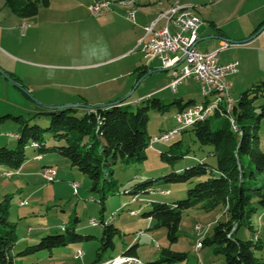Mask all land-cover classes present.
Segmentation results:
<instances>
[{
    "label": "trees",
    "instance_id": "obj_1",
    "mask_svg": "<svg viewBox=\"0 0 264 264\" xmlns=\"http://www.w3.org/2000/svg\"><path fill=\"white\" fill-rule=\"evenodd\" d=\"M0 2L2 7L8 8L19 18L31 19L41 8H47L51 0ZM263 26L264 22L253 35ZM145 74L147 70L140 72L141 77ZM146 102V105L139 106L136 111H132L129 105L121 104L107 108L96 107L85 110L83 114L80 109L70 108L39 112L29 119L3 116L0 123L12 119L18 125L19 136L14 149L0 147V167L8 169V173L20 171L28 160V148L35 149L40 157L56 153L67 159L71 167L87 175L92 182V191L98 192L101 183L110 180L114 175V167L118 163H143L148 159L146 152L154 138L147 130L149 112L154 109L163 114L169 105H164L157 98L148 99ZM194 103L196 102L190 101L183 104L179 101L177 114ZM232 110L230 112L223 106L207 120L182 131L191 130L197 142L212 147L210 155L215 158V165L210 166L199 161L193 167L163 177L166 184L197 183L188 190L184 200L172 204L152 202L151 211L144 218L152 221L149 231L165 228L169 244L174 245L178 242V232L185 211L196 207L209 211L223 205L228 219L214 227L212 235L202 241L201 248L211 247L216 256L224 258L223 264H264V258L257 256V252L262 251L264 246L253 224L254 216L259 210H264V151L260 140L264 119V80L254 84L239 100H234ZM41 117L50 119L47 129L30 124L33 119ZM45 133L51 135L50 140L46 139ZM171 153H161V159L172 161L175 156ZM185 156L187 154L182 157ZM245 158L249 161L245 162ZM48 167L52 168L46 166ZM153 183L150 181L138 184L128 194L133 195L135 200L139 194L157 191L154 190ZM11 199V196H6L0 202V264H17L18 257L37 255L43 251H48L52 257L55 249L94 239L92 236L79 235L76 228L69 229L66 226L64 230L69 232L71 239L63 235H48L41 238L37 245L15 253L18 226L10 221ZM106 199L104 194L99 202L103 215L106 211ZM111 222L106 223L104 216L101 220L104 230L94 264L107 261L108 259H103V253L114 250L115 239L122 236V231ZM241 226L247 227L255 238L247 241L236 238L235 233ZM122 255L139 258L138 244L128 246ZM185 260V253L163 248L160 258L148 264H179Z\"/></svg>",
    "mask_w": 264,
    "mask_h": 264
},
{
    "label": "crops",
    "instance_id": "obj_2",
    "mask_svg": "<svg viewBox=\"0 0 264 264\" xmlns=\"http://www.w3.org/2000/svg\"><path fill=\"white\" fill-rule=\"evenodd\" d=\"M120 1H110L109 10L94 16L89 7L95 0H51L31 19L19 18L0 2V118L10 115L29 119L54 105L72 104L83 114L96 107L127 104L154 72L171 71L162 68L158 60L148 63L141 41L144 27L175 1L193 7L195 16L202 19L197 50L213 52L222 42H242L219 53V63L240 64L239 73L228 78L231 90L264 80V29L251 39L264 22V0H256L257 5L253 0H132L133 6L121 5ZM241 5L245 7L242 13ZM132 7L136 10L135 22L127 19ZM164 25L161 21L156 29ZM231 49L232 55L223 56ZM142 70H147L143 77ZM171 80L172 72L161 85L150 87L132 102L165 91ZM51 85L56 95L49 94ZM9 121L15 123L12 119L0 123V128L5 126L0 147L18 139V125L6 126ZM6 130L12 133L8 136ZM37 157L35 160H43ZM28 163L20 169V175H24Z\"/></svg>",
    "mask_w": 264,
    "mask_h": 264
},
{
    "label": "rangeland",
    "instance_id": "obj_3",
    "mask_svg": "<svg viewBox=\"0 0 264 264\" xmlns=\"http://www.w3.org/2000/svg\"><path fill=\"white\" fill-rule=\"evenodd\" d=\"M253 2L255 5L258 4L256 0ZM244 9L245 7L241 5L239 12H244ZM198 17L202 22L201 17ZM202 43L204 42L200 44ZM232 43L237 44V41ZM233 53L234 50L231 49L226 51L223 56H230ZM159 70L149 76L141 89L130 98L131 100L127 104H124V106L129 105L132 111H136L141 105H146V100L154 98L161 100L164 105H169L163 114L154 109L149 112L150 120L147 130L154 138L158 137L164 130L167 132L177 127L176 115L179 101L183 104L190 101L197 103L206 101L202 94L201 85L189 80L179 86L177 93L166 89L157 95L143 97L140 103L132 102L141 93L150 90L149 88L154 85H161L164 79L171 76V71ZM254 84H243L233 88L231 90L233 99L239 100L242 94ZM55 90L52 85L49 86V94L56 95ZM59 97L62 95L59 94ZM68 105L71 106L72 104L54 105L49 106V108ZM30 124L47 129L50 125V119L41 117L33 119ZM6 126L17 128V125L12 121H9ZM4 127L0 128V133ZM15 130L17 132V129ZM4 133L9 136V133L12 132L6 130ZM45 137L50 140L51 135L45 133ZM260 140L264 151V119L261 124ZM17 144L18 141L15 139V143L7 147L14 149ZM212 151V147L203 146L197 142L191 130L182 132L169 142L156 143L150 147L146 152L148 159L143 163H118L114 167V175L110 177V180L103 181L100 191L94 192L89 177L77 168L71 167L64 157L56 153H49L43 157V160L37 161L35 157L38 156L37 159H40L37 151L28 148L26 154L29 163L24 175L14 174L9 178L4 175L9 170L0 167V202L6 196L12 197L10 221L18 226V242L15 253L37 245L41 238L48 235H63L67 239H71L69 232L62 229L64 224L69 229L76 228L77 234L92 236L94 239L70 243L66 247L55 249L52 257L48 251L23 258L18 257L17 264H94L97 252L101 247L104 230V226L101 224L103 216L106 223L112 221L111 224L122 231V236L115 239V249L103 253L104 260L116 258L118 255L122 256L128 246L137 242L136 235L140 234L137 243L138 257L143 263L148 264L157 261L160 258L161 249L169 248L174 252L187 255V260L179 264H223L224 258L216 256L211 247L198 248V243H202L205 238L210 237L218 223L228 219L223 205L209 211L201 207L185 211L178 232V242L174 245L169 244L165 228L149 231L148 228L152 221L144 218V215L151 211L152 202L172 204L186 199L188 190L192 189L197 182L179 185L166 184L163 177L193 167L199 164V161L214 166L215 158L210 155ZM167 152H172L171 154L175 156L170 162L161 159V153ZM185 154L187 156L182 157ZM244 161L247 162L249 159L245 158ZM42 165H49L54 168L55 182L49 183L44 180L42 176L46 167L43 170ZM29 171L33 173L32 176H28L30 175L28 174ZM40 171H42L41 175ZM36 172L39 173L36 174ZM104 177L105 174H103ZM150 181L154 182V190L157 191L150 194H139L135 200H133V195L128 194L136 185ZM72 183L79 185L78 194L73 191ZM104 194L107 199L105 201L106 211L103 215L101 213L102 205L99 202ZM90 220H96L98 225L93 226L90 224ZM253 224L264 246V210H259L254 216ZM198 226L200 229H197ZM235 237L244 241L255 238L245 226H241L235 233ZM78 250H82L84 254L82 259L76 258ZM257 256L264 258V248L257 252Z\"/></svg>",
    "mask_w": 264,
    "mask_h": 264
},
{
    "label": "built area",
    "instance_id": "obj_4",
    "mask_svg": "<svg viewBox=\"0 0 264 264\" xmlns=\"http://www.w3.org/2000/svg\"><path fill=\"white\" fill-rule=\"evenodd\" d=\"M173 5H181L179 14H171V11L163 13L152 22L144 27L145 36L141 41V50L144 58L148 63L154 60L161 62L162 68L171 70L172 80L167 88L171 92L178 91L181 84L193 80L201 85L203 91L211 87L225 88V95L228 97V102L231 110V84L228 78L234 76L240 71L238 62L227 64L219 63V53L225 51L236 44L222 42L220 48L213 52H201L196 49V44L199 41V29L202 24L199 17H195L193 7L181 4L176 1ZM109 3H93L89 7L92 15L97 16L102 12L109 10ZM127 19L135 22L133 13H126ZM165 21L164 27L156 29L159 22ZM209 108H217L216 102L212 104H197V110H191L187 113L176 115L177 126H185L191 122V117L194 115H207ZM168 138H176L173 135V129L168 134H160L158 138H152L151 147L155 145V140H166ZM19 175L20 171H13L4 174L6 177ZM45 181L49 183L55 182V170H46L43 173ZM75 194H78L79 185H72ZM92 224V220H90ZM65 224L62 225V229ZM197 229H200L198 226ZM140 234L136 235L138 240ZM201 243H198V248H201ZM83 252L77 251L76 258L82 259ZM133 261H141L136 257L118 256V262L101 263V264H129Z\"/></svg>",
    "mask_w": 264,
    "mask_h": 264
},
{
    "label": "bare ground",
    "instance_id": "obj_5",
    "mask_svg": "<svg viewBox=\"0 0 264 264\" xmlns=\"http://www.w3.org/2000/svg\"><path fill=\"white\" fill-rule=\"evenodd\" d=\"M95 3H109V4H111L110 1H96ZM120 4L121 5H124V6H133V1L132 0H121L120 1ZM168 11H171V14H179L181 12V5H173V6L171 5V7L169 9H167L164 12H162L161 14L166 13ZM127 13H133V15H135L136 10H135V8L132 7V8H130V10L127 11ZM195 17H197V16H195ZM177 92L178 91H175L173 93H177ZM202 94H203L204 98H206V101L201 102V103H197L196 102L192 106L188 107L187 109L183 110L182 112H180L178 114L187 113L188 111H191V110H197V104H212V103L216 102L217 108H209V110L207 111V115H194V116L191 117V122L189 124H186L185 126H177L176 128H174L173 129V135H176V137L182 131H184V130L190 128V127H192L196 123L207 120L209 117H211L212 115H214L215 113H217V111L219 109H221L223 106H226V108H227L228 111H230V112L233 111L232 110V107H233L234 99H233V97H231V110H230V105H229V102H228V97H227V95H225V88H223V87H211V88H209L206 91H203L202 90ZM169 131L164 132L162 134H168ZM155 138H158V137H155ZM173 139L174 138H168L166 140H155V144L156 143H161V142H169V141H171ZM52 169L53 168L48 167L44 171H46V170H52ZM74 184L75 183H72V185H74ZM131 214L134 215L133 212H131ZM92 225L93 226H97L98 225V222L96 220H92ZM78 251H82V250H78ZM122 257H129V256H123L122 255ZM112 262H118V257L113 258V259H110L108 261H105V263H112ZM129 264H144V263L141 262V261H133V262H131Z\"/></svg>",
    "mask_w": 264,
    "mask_h": 264
},
{
    "label": "water",
    "instance_id": "obj_6",
    "mask_svg": "<svg viewBox=\"0 0 264 264\" xmlns=\"http://www.w3.org/2000/svg\"><path fill=\"white\" fill-rule=\"evenodd\" d=\"M263 29H264V26L255 35H253L251 39L254 38L256 35H258L259 33H261ZM241 43L242 42H237V45ZM149 73H152V72H149ZM70 108H72V106L68 105V106L50 107V108H45V109H47L48 111H59V110H65V109H70Z\"/></svg>",
    "mask_w": 264,
    "mask_h": 264
}]
</instances>
